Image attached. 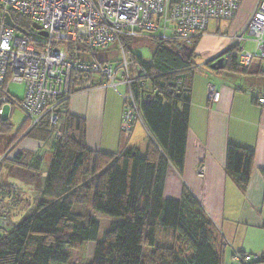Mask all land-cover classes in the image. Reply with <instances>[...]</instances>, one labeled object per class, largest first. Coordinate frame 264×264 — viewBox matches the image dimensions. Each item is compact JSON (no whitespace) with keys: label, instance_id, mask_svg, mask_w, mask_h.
I'll return each mask as SVG.
<instances>
[{"label":"trees","instance_id":"1","mask_svg":"<svg viewBox=\"0 0 264 264\" xmlns=\"http://www.w3.org/2000/svg\"><path fill=\"white\" fill-rule=\"evenodd\" d=\"M10 18L17 27L26 29L30 25L27 17L16 12H10ZM201 36L180 50L172 41L156 38L123 40L124 45L138 41L151 45L153 50L149 63L140 56L134 58L152 74L151 84L156 89L150 92L133 85L134 101L149 135L143 155L136 147L118 152L88 149L84 120L66 109L71 93L59 104L54 126H49L44 117L29 128L25 135L39 130L57 134L42 187L43 196L49 200L40 199L33 213L3 231L0 264H224L225 242L218 243V233L193 194L183 188L178 199L163 196L167 166L172 164L178 171L183 168L190 107L189 73ZM73 46L67 44L70 59L84 60L71 52ZM235 50L233 47L223 52L221 70L229 63L233 71L246 73L255 63L241 66ZM107 52L99 53L102 62L109 56ZM212 61L206 63L208 67ZM256 69L259 75L263 74L261 68ZM184 73L189 77H184ZM177 80L181 81L179 94L174 93ZM148 95L150 101L146 100ZM28 120L24 131L30 126ZM2 122L1 128L8 131L9 124ZM13 160L17 166H26L36 173L42 162L36 157L31 165L24 164L22 153ZM252 162V149L227 145L225 172L241 192L247 188ZM3 189L5 185L0 184V191ZM94 212L113 219L101 237ZM0 215L10 218L7 213ZM89 241H95V248L92 260L87 262ZM256 257L246 264L264 262V255Z\"/></svg>","mask_w":264,"mask_h":264},{"label":"built area","instance_id":"2","mask_svg":"<svg viewBox=\"0 0 264 264\" xmlns=\"http://www.w3.org/2000/svg\"><path fill=\"white\" fill-rule=\"evenodd\" d=\"M241 0H0V115L3 108H20L31 127L46 117L49 126L58 121V107L65 97L94 85L112 87L123 101L121 130L130 135L140 120L133 85L153 92L152 74L138 61L128 60L124 39L156 38L172 41L176 50L191 46L207 29L210 20H231ZM16 12L38 24L46 35L33 39L29 30L20 33L5 22V15ZM16 26V25H15ZM32 27V26H31ZM244 34L255 43L254 52L237 51V61L247 67L260 52L264 57V0H258L244 31L230 37L238 45ZM75 55L70 59L67 44ZM112 45L121 50L123 62L118 68L102 62L99 53ZM130 66L133 68L130 74ZM100 78L99 83L94 78ZM25 84L22 99L8 93V83ZM124 87L122 93L120 87ZM181 81L174 93H181ZM207 99H217V89L207 84ZM264 104V97L258 98ZM60 134V133H59ZM12 220L0 215V229L12 228ZM257 257L248 252L232 251L230 260L246 264Z\"/></svg>","mask_w":264,"mask_h":264},{"label":"crops","instance_id":"3","mask_svg":"<svg viewBox=\"0 0 264 264\" xmlns=\"http://www.w3.org/2000/svg\"><path fill=\"white\" fill-rule=\"evenodd\" d=\"M257 1L241 0L233 19L226 20V34H223L227 39L225 47H234L236 56L240 48L252 52L245 49L244 45L248 41L254 43L248 34H244V39L237 46L232 45L230 37L244 31ZM204 34L198 39L194 52H206V58H211L207 62H210L226 49L217 56L215 54L220 49L217 50L215 46L201 51L200 48L207 45ZM255 47L254 43V51ZM256 60L254 63L260 68ZM260 76H264V71ZM259 79L247 74L229 78L215 72L206 73L200 82L192 81L183 168L178 171L169 164L165 173L163 196L178 199L183 188L193 194L218 233V243L225 242L222 248L224 264H239L230 260L232 251L264 255V104L257 102L258 98L264 97V80L259 82ZM209 83L216 86L215 101L207 99ZM108 89L110 87L96 84L72 92L67 99V112L84 120V140L88 149L118 152L125 147H135L128 145L130 138L121 132L122 100L120 98L121 102L118 101ZM23 142L24 139L17 144L21 147ZM229 143L253 150L252 168L245 192H241L225 172ZM19 153L9 160L10 166L18 165L13 159ZM1 212L11 215L12 211L9 208ZM90 245L94 247L95 241L88 242L87 262L92 260L94 253ZM88 251H91L90 259L87 258ZM254 264L264 262L257 261Z\"/></svg>","mask_w":264,"mask_h":264},{"label":"rangeland","instance_id":"4","mask_svg":"<svg viewBox=\"0 0 264 264\" xmlns=\"http://www.w3.org/2000/svg\"><path fill=\"white\" fill-rule=\"evenodd\" d=\"M226 24V20H220V23H218V20H210L207 30L204 34L207 45L202 46L200 48L201 51H204V49L207 47L212 48L215 46L217 50L220 49L218 50L219 52L215 54V56H217L219 53H221V51L226 49L227 46L225 47V45L227 39L225 36H223V34H226ZM26 30H29V33L33 39H41L46 35L44 30H34L31 25L26 27ZM244 45L245 49L254 52V43L248 41L244 42ZM124 50L128 60H134L136 56H140L146 63H149L152 60L153 50L151 45L142 44L137 41L130 46L124 45ZM205 53L206 52H197L195 54V57L192 61L193 66L191 68V72L189 73L191 82H200L206 73L213 74L215 73L214 71H217L212 70L207 66L206 63L211 58H206ZM106 54H109L107 60L108 65H111L113 68H118L121 66L123 62V55L121 50H119L116 45H112ZM215 56H212V58ZM257 57L259 58L256 61H259V66L264 71V58L260 57L259 53H257ZM256 68L257 65H252L247 69L246 73H239L233 71L230 64L228 63V67H225V70L220 69L218 71L223 76L229 78L238 74L255 75V77L260 78L259 82H262L264 80V76L261 77L258 74L259 69ZM129 70L130 74L132 75L133 68L131 66ZM189 74L184 73L183 76L188 78ZM99 80L100 78L98 76L94 78L96 83H99ZM7 88L10 94L15 98H23L25 84L10 81L7 85ZM108 90L113 92L112 94L116 96L118 101H120L121 97H119L118 93L112 87H110ZM120 90L123 93L125 88L121 86ZM120 104H123V101ZM2 121H6L9 124L8 131L1 128L3 123ZM28 122H30V120H28ZM0 123V184L5 185V189L1 190L2 192L0 191V210L3 211V209L8 210L10 208L12 212L11 215L8 214L10 216L9 219H11L13 225H15L21 222L24 219L23 217L26 218V216L28 217V215L34 212L40 199L44 198L47 201L49 200L47 197L43 196L42 187L44 178L46 177L48 168L52 161L54 152L52 144L57 134L55 131L41 133L39 130L38 132L33 131L29 135H25L26 132H28L32 127L30 123L28 129H25L24 131V127L27 125L26 116L24 112L18 107L13 110H10L8 106L4 107L3 112L0 115ZM122 134L126 138H130L128 145L131 144L135 146L141 155L144 154L147 142L149 140V135L142 124V121L137 120L134 123L129 136L124 133ZM59 138L60 137L57 138V141ZM22 139H24V142L20 147V145L17 143ZM30 144L33 145L30 146ZM2 151H4V154ZM17 152L22 153V162L27 165H31L36 157H40L42 162L38 172L36 173L26 166L20 167L14 164L10 166L11 164L9 160L12 159L13 155H15ZM8 185L11 186V188ZM12 196H15L16 198L10 199ZM8 212L10 213V211ZM93 216L99 221L98 235L101 237L111 221L109 217H100L97 212H94ZM2 233L3 230L0 229V235H2ZM91 246L92 245H90L89 248ZM92 248L93 251L95 246H92ZM32 250L33 246H30L29 252ZM90 252L91 251H88V259L91 258Z\"/></svg>","mask_w":264,"mask_h":264},{"label":"water","instance_id":"5","mask_svg":"<svg viewBox=\"0 0 264 264\" xmlns=\"http://www.w3.org/2000/svg\"><path fill=\"white\" fill-rule=\"evenodd\" d=\"M5 22H6V24H7L8 26L15 28L18 32H20V33H26L25 30H23V29H21V28L15 26V24L12 22V20H11L9 14H6V15H5ZM31 26H32V28H33L34 30H39V29H41V27H40L38 24H35V23H33ZM222 55H223V54L219 55L218 58H216L215 60H213V61L210 63V65H209L210 69H212V70H220V69L222 68L223 63H224V56H222ZM147 99H148V100H147ZM146 100H147V101H150V100H151V98H150L149 95L146 96Z\"/></svg>","mask_w":264,"mask_h":264},{"label":"bare ground","instance_id":"6","mask_svg":"<svg viewBox=\"0 0 264 264\" xmlns=\"http://www.w3.org/2000/svg\"><path fill=\"white\" fill-rule=\"evenodd\" d=\"M19 28H21V27H19ZM21 29H23V28H21ZM16 30V29H15ZM24 30V29H23ZM23 34H25V33H23Z\"/></svg>","mask_w":264,"mask_h":264},{"label":"clouds","instance_id":"7","mask_svg":"<svg viewBox=\"0 0 264 264\" xmlns=\"http://www.w3.org/2000/svg\"><path fill=\"white\" fill-rule=\"evenodd\" d=\"M9 218V217H8ZM11 220V219H10Z\"/></svg>","mask_w":264,"mask_h":264}]
</instances>
